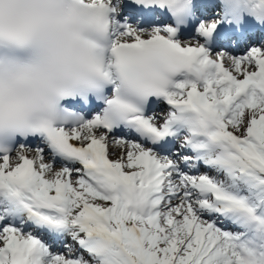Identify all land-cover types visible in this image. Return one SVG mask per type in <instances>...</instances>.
Listing matches in <instances>:
<instances>
[{"label":"snow or ice","instance_id":"obj_1","mask_svg":"<svg viewBox=\"0 0 264 264\" xmlns=\"http://www.w3.org/2000/svg\"><path fill=\"white\" fill-rule=\"evenodd\" d=\"M81 4L111 86L0 124V264H264V0Z\"/></svg>","mask_w":264,"mask_h":264},{"label":"clouds","instance_id":"obj_2","mask_svg":"<svg viewBox=\"0 0 264 264\" xmlns=\"http://www.w3.org/2000/svg\"><path fill=\"white\" fill-rule=\"evenodd\" d=\"M107 41L81 0H0V124L106 94Z\"/></svg>","mask_w":264,"mask_h":264}]
</instances>
